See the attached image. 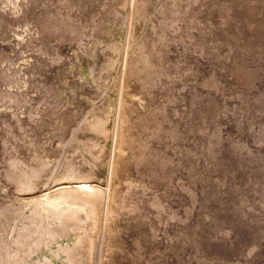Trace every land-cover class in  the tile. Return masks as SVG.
Returning <instances> with one entry per match:
<instances>
[{
    "label": "rangeland",
    "instance_id": "obj_1",
    "mask_svg": "<svg viewBox=\"0 0 264 264\" xmlns=\"http://www.w3.org/2000/svg\"><path fill=\"white\" fill-rule=\"evenodd\" d=\"M3 94L0 264H67L74 236L73 264H264V0H0ZM63 185L101 190L88 260L81 202L26 240Z\"/></svg>",
    "mask_w": 264,
    "mask_h": 264
},
{
    "label": "bare ground",
    "instance_id": "obj_2",
    "mask_svg": "<svg viewBox=\"0 0 264 264\" xmlns=\"http://www.w3.org/2000/svg\"><path fill=\"white\" fill-rule=\"evenodd\" d=\"M158 1V0H157ZM123 4V3H122ZM127 4V3H126ZM141 4V3H140ZM126 7V6H125ZM116 8V7H115ZM129 8V7H128ZM135 8V7H134ZM124 9V8H123ZM133 11V10H131ZM121 13V12H120ZM124 14V13H123ZM127 15V14H126ZM124 18V17H123ZM136 19V18H134ZM126 20H128L126 18ZM108 25V24H107ZM123 27V26H122ZM125 28V27H124ZM110 29V28H109ZM112 32V31H111ZM121 32V31H120ZM109 33V32H108ZM130 36V35H129ZM110 40V39H109ZM132 42V41H131ZM122 46V45H121ZM113 47V45L111 46ZM139 54H141V52L143 51L144 49V46L143 44L139 47ZM134 49V48H133ZM119 50V49H117ZM130 50V48H129ZM98 51V50H97ZM99 53V52H98ZM117 53V52H115ZM112 55V54H111ZM115 55V54H114ZM122 57V56H121ZM124 57V56H123ZM114 58V57H113ZM118 58V57H117ZM120 58V57H119ZM117 63V62H116ZM89 65V64H88ZM120 65V64H119ZM121 66V65H120ZM124 66V63L123 65ZM118 67V65H117ZM127 67V65H126ZM135 69V68H134ZM123 70V68H122ZM95 71V69H94ZM108 71V70H107ZM93 72V71H92ZM109 72V71H108ZM104 73V72H103ZM116 73V72H115ZM127 73V72H126ZM94 75V74H92ZM102 75V74H101ZM99 75V76H101ZM104 75V74H103ZM128 75V74H127ZM126 75V76H127ZM97 76V75H95ZM105 76V75H104ZM107 76V75H106ZM81 77V76H80ZM109 77V75L107 76ZM105 77V78H107ZM111 77V76H110ZM116 77V76H115ZM129 77V76H128ZM83 78V77H82ZM114 79V78H113ZM129 80V79H128ZM123 81V79H122ZM107 83V82H106ZM105 83V84H106ZM109 83V82H108ZM116 84V83H115ZM94 85V84H93ZM104 85V84H103ZM101 85V86H103ZM112 84H110V87H111ZM105 86V85H104ZM108 86V85H107ZM124 88V86H123ZM101 89V88H100ZM110 89V88H109ZM129 89V88H128ZM108 91V90H107ZM104 92V91H103ZM94 97L98 98L99 96L101 97V93L100 92H91ZM105 93V92H104ZM105 96V94H104ZM132 96V95H131ZM135 97V96H134ZM133 97V98H134ZM122 99V98H121ZM132 100V98H131ZM139 100V98H138ZM109 101V100H108ZM19 103H22V102H25V101H22V99L19 97V96H13V95H8V94H3L0 96V104H8L12 107H15L16 104ZM122 102V101H121ZM89 104V103H88ZM97 104V103H96ZM95 104V105H96ZM109 105V104H108ZM36 106L38 108L37 112H32V111H28V115H27V118H25V120L23 121V124L21 123V120L19 119V116H17L16 112L15 111H12V112H9V116L5 119H3L1 121L2 124L6 125L8 124V122H12L13 125H17L19 128L21 127V124L26 126L28 129L31 128L34 124H35V121H34V118H36L38 120V118L41 117L42 115V111L44 110V104L42 102L41 99H38L36 101ZM106 111V110H105ZM111 113V112H110ZM112 115V114H111ZM59 117V116H58ZM109 117V116H108ZM118 117V116H117ZM118 119V118H117ZM58 120V119H57ZM60 120V119H59ZM119 120V119H118ZM83 123V122H82ZM81 123V124H82ZM103 123H104V118L99 116V115H95L94 119H93V124H91L90 126H88V131H92L94 133H98V134H104L105 133V130L103 128ZM112 123V122H111ZM118 123V122H117ZM80 124V125H81ZM120 124V123H119ZM113 125V123H112ZM117 125V124H116ZM113 127V126H112ZM56 129V128H54ZM111 132V131H110ZM68 133V132H67ZM113 133V130L111 132V134ZM116 133V132H115ZM114 133V134H115ZM46 134V133H45ZM34 136V135H32ZM44 136V135H43ZM115 136V135H114ZM103 138V137H102ZM82 139V138H81ZM47 140V139H45ZM73 140V139H72ZM103 141V140H102ZM71 142V141H70ZM109 142V141H108ZM44 143V142H43ZM40 144V143H39ZM70 144V143H69ZM33 145V144H32ZM69 146V145H68ZM112 146V145H110ZM40 147V146H39ZM42 147V146H41ZM115 147V145H114ZM68 148V147H67ZM88 149H93L95 148V146H87ZM104 148V147H103ZM28 149V148H27ZM115 149V148H114ZM113 149V150H114ZM16 150V149H15ZM107 150V148H106ZM17 151V150H16ZM81 151V150H80ZM42 152V151H41ZM60 152V151H59ZM64 154V153H63ZM93 155V154H92ZM83 156V155H82ZM45 160V159H44ZM94 162V161H92ZM97 162V161H96ZM103 164V163H102ZM61 165V164H60ZM103 167V166H102ZM98 168V167H97ZM57 170V169H56ZM106 172V171H105ZM87 178L90 179V177H94L92 174H85ZM117 176V175H116ZM21 177V175L19 176ZM31 175L30 177H23L22 178H19L18 179V184L22 183V184H28V181L31 180ZM112 177V176H111ZM61 178H68V167L67 165L65 167H63L62 169V176ZM103 178V177H102ZM64 182V181H63ZM41 185V184H40ZM113 185V184H112ZM115 185V184H114ZM39 186V185H38ZM77 187V186H81V185H74V187ZM70 185H63L61 187H56L54 188L53 190H51L53 193H52V197H58L60 196L62 198L61 202L63 203H68L71 207H69V209H64L62 212L60 213H56L55 215V219L57 220V224L51 226L50 223H48V219H44V222L45 223H35V226L36 228L34 229V231H31L28 235H27V239H31L32 236H35V235H43L47 237V234L49 235H56L55 237L56 238H60L62 237V235H64L66 233V231L68 230H73L72 228V225H71V215H72V211L74 210V204L76 202H81V203H84L85 207H89V209H84L83 208V213H82V217L85 219V220H88L90 221V232H88L89 235H91V238L90 240H85V243H84V248H85V253H86V257H87V260L89 259V253H90V250H91V247H92V243L95 242V240L93 241V234L95 233L94 231V228H95V218L96 216L98 215L97 214V206H98V202H99V199H100V196H101V190H99L98 188H88V189H70ZM34 187L33 186H29V185H26L25 188H22L20 187L19 190H22V189H25V190H32ZM3 190H5L3 188ZM25 193V192H23ZM27 193V192H26ZM5 194V193H4ZM3 194V195H4ZM21 194V193H20ZM43 194V193H42ZM103 194V193H102ZM70 195H72V198H70ZM43 196L45 197V195H42L40 197L43 198ZM32 197V196H31ZM6 198V197H5ZM17 198V196H16ZM8 199V198H7ZM13 199V198H12ZM15 199V198H14ZM20 199V198H18ZM22 199V198H21ZM44 199V198H43ZM103 199V197H102ZM23 200H26V199H23ZM3 201V200H2ZM1 201V202H2ZM10 201V200H9ZM16 202H19L17 200H14ZM0 202V203H1ZM4 202V201H3ZM5 203V202H4ZM23 203V202H22ZM101 203V201H100ZM111 203V202H109ZM6 204V203H5ZM44 204V203H43ZM1 205V204H0ZM11 205V204H10ZM39 205V204H38ZM45 205H47L45 203ZM54 205V204H53ZM15 206V205H14ZM33 206V205H32ZM49 206V205H48ZM52 206V205H50ZM55 206V205H54ZM68 206V205H67ZM62 207V206H61ZM39 209V208H38ZM99 209V208H98ZM85 210V211H84ZM43 211V210H42ZM100 211V210H99ZM45 213V211H43ZM42 212V213H43ZM25 214V213H24ZM49 215V214H48ZM15 216V215H14ZM50 217V216H49ZM25 219V218H24ZM9 220V219H8ZM99 220V219H98ZM32 222V221H31ZM97 222V220H96ZM34 223V222H33ZM56 223V222H55ZM17 224V222H16ZM106 224V223H105ZM19 225V224H18ZM17 225V226H18ZM98 225V223H97ZM96 225V226H97ZM74 227V226H73ZM34 228V227H33ZM24 230V228H23ZM97 230V229H96ZM94 231V233H93ZM98 231V230H97ZM95 235V234H94ZM100 235V234H99ZM67 236V235H66ZM37 237V236H36ZM97 237V236H96ZM101 237V236H100ZM42 238V237H41ZM36 239V238H35ZM48 239V238H47ZM46 239V241H47ZM53 239V238H52ZM74 239H75V236H74ZM74 239L72 240V242L70 244H62V245H59L57 243V246L54 250V255L57 256V255H64V259L66 260L65 262H67V264H73V260H74V256L71 254V252H73V250L71 249H75V245H74ZM96 239V238H95ZM25 240V241H26ZM39 240V239H38ZM56 240V239H55ZM57 241V240H56ZM105 241V240H104ZM17 242H20L19 240H17ZM27 242V241H26ZM41 243L42 240L40 241ZM21 244V243H20ZM20 244H17V245H20ZM25 244V243H24ZM46 244V243H45ZM22 245V244H21ZM20 245V246H21ZM25 246V245H24ZM39 246V245H38ZM41 247V246H40ZM31 248V246H30ZM36 248V247H35ZM96 248V246H95ZM34 249V248H33ZM40 249V248H39ZM93 249V248H92ZM97 249V248H96ZM31 250V249H30ZM36 250V249H35ZM39 252V251H38ZM37 252V253H38ZM30 254V253H29ZM37 256V255H36ZM28 258V257H27ZM53 259V258H52ZM59 259V258H58ZM61 259V258H60ZM16 260V259H15ZM39 260V259H38ZM51 260V259H50ZM60 261V260H59ZM76 261V260H75ZM17 262H21V258L20 256H18L17 260L15 261V263ZM51 261H49L48 259H46V262L44 264H51L50 263ZM25 263V262H24ZM37 264V263H35ZM75 264V262H74ZM88 264H89V261H88ZM91 264V263H90Z\"/></svg>",
    "mask_w": 264,
    "mask_h": 264
}]
</instances>
